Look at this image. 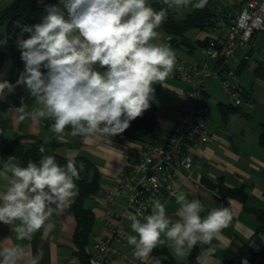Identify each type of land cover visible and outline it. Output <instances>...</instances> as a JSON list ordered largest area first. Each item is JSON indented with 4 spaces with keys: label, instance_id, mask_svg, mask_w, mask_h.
Listing matches in <instances>:
<instances>
[{
    "label": "clouds",
    "instance_id": "9594fccd",
    "mask_svg": "<svg viewBox=\"0 0 264 264\" xmlns=\"http://www.w3.org/2000/svg\"><path fill=\"white\" fill-rule=\"evenodd\" d=\"M156 3L159 10L150 0H58L45 5L40 22L16 25L23 71L15 84L0 80V100L22 85L32 107L22 97L20 107L9 108L21 120H49L58 137L112 140L122 134L150 108L155 86H163L174 71V50L158 40L169 10H203L208 0ZM7 44V38L0 39V46ZM47 143L39 146V160H28L26 166L16 155L0 159V224L15 233L17 242L0 247V264H41L42 252H27L20 242L53 230V217L63 216L79 195L77 181L85 164L72 155L59 163ZM171 195L178 205L176 219L154 198L141 206L150 209L148 214L140 209L126 214L133 257L143 264H162L151 253L164 245L183 261L199 246L198 260L207 264L220 247L214 241L232 221L231 209H206L184 191Z\"/></svg>",
    "mask_w": 264,
    "mask_h": 264
},
{
    "label": "crops",
    "instance_id": "0c3cea01",
    "mask_svg": "<svg viewBox=\"0 0 264 264\" xmlns=\"http://www.w3.org/2000/svg\"><path fill=\"white\" fill-rule=\"evenodd\" d=\"M213 1L215 12L222 14V23L217 22L220 20L218 18L214 21V25L206 29H190L173 43H167L174 50L176 60L183 58L187 61H204L202 42L216 39L219 44L223 43L225 29L229 26L231 19L238 14L242 0ZM9 2L11 0H0V9ZM193 11L191 8L179 11L169 10L168 15L175 21H182ZM158 32L160 33L159 42L166 43L167 34L162 26ZM261 32H254L251 39H256ZM261 40H264V37ZM249 51L250 59L253 52L251 43H249ZM243 54V49L236 50L228 66L235 71L234 80L242 87L247 104L239 107L237 111L229 110L227 108L229 101L221 88L220 80L211 79L206 83L204 100L210 107L211 117L209 139L200 147H192L189 155L192 167L181 169L175 181L177 191L187 193L190 200L199 199L206 209L229 207L232 211L233 218L230 225L223 229L219 240L214 241L220 247L207 264H226L223 257L224 251L235 250L244 241L250 239L256 231L255 215L246 209L264 208V144L260 143L264 105L257 108L252 85L247 84L248 90L242 86L245 84L240 80V75L247 67V64L245 67L242 66L245 61ZM249 59L246 61L248 62ZM259 64H264V61ZM22 71V61L17 60L14 54L6 49L0 64V80L7 79L15 84ZM255 77L259 86L264 88V79L256 75ZM187 87L188 84L176 79L173 73L163 82V86L160 85L154 99L158 109L156 125L147 142L159 143V137L174 126L182 96ZM217 87L221 93L216 91ZM22 97L24 103L31 108L33 100L22 85L16 87L14 94H7L5 99L0 100V122L6 139L30 135L42 141L54 142L56 153L63 157L69 155L85 157L96 166L100 174L99 192L84 201L85 208L90 209L94 214V225L86 248L87 253L91 255L93 243L105 236L109 226L108 212L114 211L120 214L126 205L125 198L118 199L113 206L108 204L103 193L137 157L140 141L125 134H119L112 140L107 137H91L86 140L80 137L73 138L70 135L58 137L50 127L51 121L21 120L18 113L9 111V108L20 107ZM252 115H255L254 123L251 122ZM29 143V140H23L26 147ZM219 183L230 189L243 188L245 200L221 197L216 188ZM3 187L4 182L0 181V189ZM157 199L165 204L169 217L176 219L178 205L175 203V197L161 193ZM53 220L55 228L49 233L37 232L32 239L20 243L27 252L32 254L37 251L42 252L41 264H83L75 254L76 248L72 240L76 228L73 204L63 216H55ZM120 221L126 236L133 234L129 226L130 222L126 221V218ZM14 243H17L15 233L8 226L0 224V247L12 246ZM117 246L120 256L113 264H143L142 261L133 257V249L128 246L127 239L118 243ZM157 248L165 249L177 264H188V256L183 261H177L166 246L160 245ZM151 256H154L153 253ZM198 262L204 264L202 260ZM242 262L250 264L246 260Z\"/></svg>",
    "mask_w": 264,
    "mask_h": 264
},
{
    "label": "built area",
    "instance_id": "2783aa9c",
    "mask_svg": "<svg viewBox=\"0 0 264 264\" xmlns=\"http://www.w3.org/2000/svg\"><path fill=\"white\" fill-rule=\"evenodd\" d=\"M221 17V12H217L213 21L220 18L217 22L222 23ZM261 30H264V0H242L238 14L225 29L223 43L208 39L202 47L204 61L176 60L173 76L186 82L188 87L175 124L159 137V143L140 142L137 157L105 189L103 197L108 204L113 206L118 199L125 198L126 205L120 214L108 212L109 226L105 236L93 243L89 264H113L120 256L117 244L127 237L120 219L137 209L148 214L150 209L141 206L147 205L150 198L157 199L161 193L172 196L177 191L178 172L192 167L189 158L192 147H200L209 139L211 117L210 107L204 100L206 83L218 78L230 106L239 108L247 104L228 62L238 49L244 50L243 60H248L252 34ZM165 41L170 43L171 37L167 36Z\"/></svg>",
    "mask_w": 264,
    "mask_h": 264
},
{
    "label": "trees",
    "instance_id": "16d2710c",
    "mask_svg": "<svg viewBox=\"0 0 264 264\" xmlns=\"http://www.w3.org/2000/svg\"><path fill=\"white\" fill-rule=\"evenodd\" d=\"M58 0H11L6 6L0 9V39H8L6 46H0V64L3 61L5 50H10L17 60H20V53L16 47V38L20 29L16 26L31 25L40 22L44 15L45 5L56 4ZM153 7L159 10L160 5L156 0H150ZM214 1L208 0V5L203 10H194L188 14L182 21H175L168 15V19L163 23L162 27L167 36L171 37L170 42H174L178 37L190 29H206L214 25L213 17L215 16ZM2 28V30H1ZM27 34H25V38ZM207 40L201 43L204 46ZM247 61H243L245 67ZM255 75L264 79V64H259L254 71ZM160 85L155 86V93L159 90ZM151 106L141 117L131 122L130 127L122 134L137 138L140 142H146L154 131L157 120V106L154 100L150 102ZM229 110L237 111L230 105ZM29 140L30 143L26 147L23 140ZM44 141L30 135L16 137L14 139H6L3 136V126L0 122V158L5 159L9 155H16L23 165L26 166L28 160H39V146ZM260 143L264 144V119L261 122ZM49 154L56 156L61 164L66 163L65 157L54 151L55 143L48 142L46 145ZM78 162L85 164V171L81 173V179L77 181L79 187V195L73 203V212L76 220V228L73 234V244L76 248L75 254L83 264H89L90 255L86 248L89 242V236L92 233L94 225V214L90 209L85 208L84 201L96 195L100 190V174L96 166L87 158L76 157ZM216 188L221 197H236L245 200L243 188L230 189L219 183ZM255 215L257 228L253 236L244 241L235 250L224 251L223 257L226 264H241L246 260L250 264H260L264 262V208L262 209H246ZM155 257L162 260V264H177L172 256L165 250L156 248L152 252ZM201 255V249L197 246L188 256V264H199L198 257Z\"/></svg>",
    "mask_w": 264,
    "mask_h": 264
},
{
    "label": "rangeland",
    "instance_id": "374dc122",
    "mask_svg": "<svg viewBox=\"0 0 264 264\" xmlns=\"http://www.w3.org/2000/svg\"><path fill=\"white\" fill-rule=\"evenodd\" d=\"M261 35L262 37H264V32H261L256 39L255 38L251 39L250 43L253 46L252 57L247 62V67L245 68V71L240 75V80L245 84V86L242 85L245 90H248L247 84L253 86V90L255 91V100L257 101L258 104L257 105L258 109L260 108V106L264 105V88L260 87L259 84L257 83L258 81L255 77V74L253 73V70L256 68L258 63L264 61V40H261L262 38ZM216 91L220 92L218 87L216 88ZM254 120H255V115H252L251 122L254 123Z\"/></svg>",
    "mask_w": 264,
    "mask_h": 264
}]
</instances>
